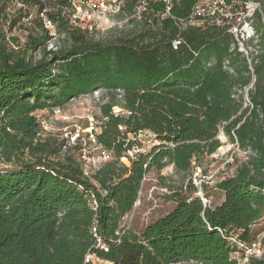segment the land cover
<instances>
[{
  "label": "trees",
  "instance_id": "16d2710c",
  "mask_svg": "<svg viewBox=\"0 0 264 264\" xmlns=\"http://www.w3.org/2000/svg\"><path fill=\"white\" fill-rule=\"evenodd\" d=\"M139 1L126 0L128 14ZM201 1L174 0L163 18V4L152 3L131 32L103 40L76 32L51 59L36 63L0 34V264H94L86 262L88 254L107 264H238L220 229L242 230L251 239L264 220V0H226L259 4L248 55L228 28L183 24ZM43 43L32 37L29 46ZM100 87L122 88L124 102L112 92L101 108L99 141L114 159L89 179L79 159L54 158L37 111ZM121 104L130 114H112ZM144 130L160 144L130 158L137 143L130 134ZM220 132L250 152L218 182L220 203L205 205L176 191L163 215L141 227L122 225L146 174L172 165L189 175L194 162L222 146ZM95 220L108 250L97 246Z\"/></svg>",
  "mask_w": 264,
  "mask_h": 264
},
{
  "label": "built area",
  "instance_id": "2783aa9c",
  "mask_svg": "<svg viewBox=\"0 0 264 264\" xmlns=\"http://www.w3.org/2000/svg\"><path fill=\"white\" fill-rule=\"evenodd\" d=\"M173 2L174 0H140L132 14H128L125 10L126 0H0V25L3 28V34H23L17 32L20 31V26L30 29L34 34H41L42 24L47 38L43 44L31 49L27 57L36 63L45 58L51 59L55 53L68 44L71 40L70 35L73 33L83 32L95 40H103L121 24L115 20L116 15L127 13L128 20H141L148 13L152 3H162L161 16L163 18L171 14ZM258 8L259 4L253 1L244 4L241 2L230 3L226 0H203L195 5L189 18L183 20V24L202 28L211 25L228 28L235 35L239 49L248 55L246 43L256 34L251 17ZM62 22L64 28L60 25ZM177 43L175 42V44ZM112 92L116 94L121 103L124 102L122 88L100 87L73 96L65 105L52 108L48 117H41L42 130H52L56 122L76 123L74 129L68 126L63 128L64 139L61 144V153L63 157H66L76 150L83 174L89 179H93V176L106 163L114 159V152L99 141V134L103 130L106 118L101 115V120L96 121L87 112L92 106H96L101 112L102 106L110 101ZM77 105L85 111L83 114H77L75 111ZM112 114L125 116L130 112L121 104L113 106ZM82 122L85 124L84 127L80 125ZM121 129L124 128L121 127ZM145 133L150 137L147 141L142 140ZM130 136L137 141L128 151L130 158H135L140 153L151 152L155 145L160 144L157 135L149 130L140 131L135 135L130 134ZM244 152H247V155L250 154L249 151ZM129 157L122 158V162L127 163ZM188 176V182L198 190V197L205 205L210 204V199L203 193L204 183L206 179H210V176L204 174L203 167L193 165ZM147 179L148 175L146 174L134 206L135 209L142 204V188ZM167 187L169 186L162 190L168 193L174 192L169 191ZM87 194L91 208L97 211L99 202L95 192L89 190ZM150 198H152V194H150ZM92 231L97 238V246L108 250L107 245L102 242L99 236L97 220L94 221ZM241 232L242 230L233 228L220 229L221 235L232 248V259L236 260L238 264H257L264 260V231H260L251 239L243 238ZM91 260H93V255L88 254L86 262ZM189 263L196 262L193 260L180 264Z\"/></svg>",
  "mask_w": 264,
  "mask_h": 264
},
{
  "label": "rangeland",
  "instance_id": "374dc122",
  "mask_svg": "<svg viewBox=\"0 0 264 264\" xmlns=\"http://www.w3.org/2000/svg\"><path fill=\"white\" fill-rule=\"evenodd\" d=\"M128 16L129 15L127 13L115 16V20L121 22V24L115 30L111 31L110 34L107 35V38H111L115 34H127L135 28L137 24L136 21L134 20V22H132L131 20H128ZM144 17H148V14H145L143 18ZM143 18L141 20H144ZM2 29L3 28L0 25V34H3ZM19 29L20 31L17 32L23 34H6L9 46L13 51L15 50L19 53L24 52L28 57L29 51L31 50V47L29 46L31 38L33 37L41 39L42 37L45 42L47 33H45L44 29L42 28V24L41 34H34L30 29L23 26H20ZM79 33L85 34L83 32ZM75 111L77 114H83L85 112L79 105L75 106ZM87 113L92 115L96 121L101 120V112L96 106H92L90 111ZM37 114L41 120V117H48L51 114V109L37 111ZM75 124L76 123L74 122H56L52 130H41V139L43 141L49 142V150L56 153L54 158H64L61 153V144L64 139L63 128L68 126L69 128L74 129ZM80 125H82V127L85 126L84 122L80 123ZM219 137L223 144L218 149V151L213 155L206 156L205 158L194 162V166H202L204 169V174L210 176V179H206V182L203 186V193L210 199V205H215L222 199V192L217 189L218 182L228 176L233 175L236 171L239 161L244 160L247 156V152L240 150L238 146L230 142L223 132H220ZM149 139L150 137L146 133L143 134L142 140L147 141ZM70 156H74L78 159V152L73 150ZM4 167L5 165L0 163V169ZM147 175L148 179L144 182L142 188V204L140 207L136 209L134 208L132 212L123 217L122 225L129 224L141 227L150 220L163 215L175 205V196L173 193L176 191L181 195L193 194L194 196H198V190L195 187L193 190L190 189V185L192 184L188 182L189 176L177 173L174 170V167H171V165L163 169L160 173L155 169H152ZM166 186H169L167 187L169 191L171 190L174 192L168 193L162 190V188ZM150 194H152V198L149 199ZM260 231H264V220L254 227L253 236L257 235ZM93 262L94 264H107L106 262L94 256Z\"/></svg>",
  "mask_w": 264,
  "mask_h": 264
},
{
  "label": "crops",
  "instance_id": "0c3cea01",
  "mask_svg": "<svg viewBox=\"0 0 264 264\" xmlns=\"http://www.w3.org/2000/svg\"><path fill=\"white\" fill-rule=\"evenodd\" d=\"M171 167H173V166L171 165ZM223 198H224V195H223V193H222V199H221V201L223 200ZM221 201H220V202H221ZM220 202H219V203H220Z\"/></svg>",
  "mask_w": 264,
  "mask_h": 264
},
{
  "label": "water",
  "instance_id": "95a60500",
  "mask_svg": "<svg viewBox=\"0 0 264 264\" xmlns=\"http://www.w3.org/2000/svg\"><path fill=\"white\" fill-rule=\"evenodd\" d=\"M254 82H255V79L253 80V84H254Z\"/></svg>",
  "mask_w": 264,
  "mask_h": 264
}]
</instances>
